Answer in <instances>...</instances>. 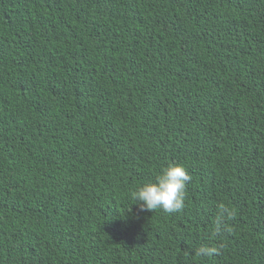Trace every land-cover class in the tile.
Listing matches in <instances>:
<instances>
[{
	"label": "trees",
	"instance_id": "obj_1",
	"mask_svg": "<svg viewBox=\"0 0 264 264\" xmlns=\"http://www.w3.org/2000/svg\"><path fill=\"white\" fill-rule=\"evenodd\" d=\"M0 264H264V0H0Z\"/></svg>",
	"mask_w": 264,
	"mask_h": 264
},
{
	"label": "clouds",
	"instance_id": "obj_2",
	"mask_svg": "<svg viewBox=\"0 0 264 264\" xmlns=\"http://www.w3.org/2000/svg\"><path fill=\"white\" fill-rule=\"evenodd\" d=\"M191 177L185 167L178 164L163 168L154 182L143 184L131 193V198L142 211L161 210L172 214L184 207L185 191ZM212 254L211 249L202 250Z\"/></svg>",
	"mask_w": 264,
	"mask_h": 264
}]
</instances>
